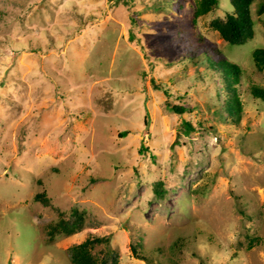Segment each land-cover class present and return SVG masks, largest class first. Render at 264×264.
Returning <instances> with one entry per match:
<instances>
[{
    "label": "rangeland",
    "instance_id": "1",
    "mask_svg": "<svg viewBox=\"0 0 264 264\" xmlns=\"http://www.w3.org/2000/svg\"><path fill=\"white\" fill-rule=\"evenodd\" d=\"M197 1L0 0V264H70L90 235L117 264H264L262 0L241 45L209 26L229 0ZM72 207L82 228L48 240Z\"/></svg>",
    "mask_w": 264,
    "mask_h": 264
},
{
    "label": "trees",
    "instance_id": "2",
    "mask_svg": "<svg viewBox=\"0 0 264 264\" xmlns=\"http://www.w3.org/2000/svg\"><path fill=\"white\" fill-rule=\"evenodd\" d=\"M255 0H229L232 7L231 10L226 11L224 17L212 18L209 22L211 29L216 31L220 38L230 45H241L254 36V20L251 15L250 7ZM217 6V0H198L193 13L195 20ZM256 12L258 15L264 13V0H262ZM213 56L214 60L211 61L212 66L218 68L223 76V80L227 83V89L231 92V96L227 99V109L230 112H236L239 108V99L237 96L236 88L234 87L240 81L241 68L235 62L228 61L222 52L217 49ZM252 59L255 66L259 69H264V48H255L252 51ZM255 96L264 100V90L253 87ZM170 109L177 113H182L188 110L183 105H171ZM189 111V110H188ZM146 123V119H144ZM189 127L192 124L187 123ZM211 127V126H209ZM124 136V134H123ZM154 191L160 195L158 187L155 186ZM36 201L41 200L47 204L48 199L41 193L35 195ZM83 224V211L72 207L66 216H60L54 223L51 224L50 231L47 230L48 240H53L60 235H71L82 228ZM253 238V237H251ZM250 238V239H251ZM183 238L179 237V244L183 243ZM252 240V239H251ZM110 237L90 235L78 244L71 245L68 248L70 264H117L120 260V255L115 249L106 248L100 252L94 251L96 245L100 243L109 244ZM130 247L135 255V258L149 262L146 256L138 251L141 244L136 240L132 242Z\"/></svg>",
    "mask_w": 264,
    "mask_h": 264
}]
</instances>
